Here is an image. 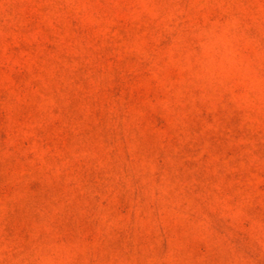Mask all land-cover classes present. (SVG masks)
I'll return each mask as SVG.
<instances>
[{"label": "rangeland", "instance_id": "obj_1", "mask_svg": "<svg viewBox=\"0 0 264 264\" xmlns=\"http://www.w3.org/2000/svg\"><path fill=\"white\" fill-rule=\"evenodd\" d=\"M0 264H264V0H0Z\"/></svg>", "mask_w": 264, "mask_h": 264}]
</instances>
